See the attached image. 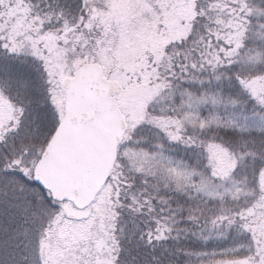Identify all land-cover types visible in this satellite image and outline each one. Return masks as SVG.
<instances>
[{"label":"snow or ice","instance_id":"snow-or-ice-1","mask_svg":"<svg viewBox=\"0 0 264 264\" xmlns=\"http://www.w3.org/2000/svg\"><path fill=\"white\" fill-rule=\"evenodd\" d=\"M0 264H264V0H0Z\"/></svg>","mask_w":264,"mask_h":264}]
</instances>
